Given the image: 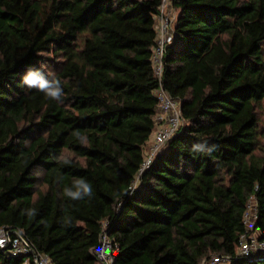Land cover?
Instances as JSON below:
<instances>
[{
    "label": "trees",
    "instance_id": "trees-1",
    "mask_svg": "<svg viewBox=\"0 0 264 264\" xmlns=\"http://www.w3.org/2000/svg\"><path fill=\"white\" fill-rule=\"evenodd\" d=\"M160 3L0 0V227L53 264H98L103 221L114 264H264L238 255L251 199L264 240V0H171L160 82L183 124L138 177L156 129ZM29 70L58 79L62 102L22 85ZM81 178L92 195H64ZM23 261L0 249V264Z\"/></svg>",
    "mask_w": 264,
    "mask_h": 264
},
{
    "label": "built area",
    "instance_id": "built-area-1",
    "mask_svg": "<svg viewBox=\"0 0 264 264\" xmlns=\"http://www.w3.org/2000/svg\"><path fill=\"white\" fill-rule=\"evenodd\" d=\"M171 0H161L158 6V14L155 17V46L152 53V64L159 87L154 95L158 101L155 114L156 129L153 132L148 146L147 154L139 169L138 177L146 170L162 147L172 139L180 130L183 119L179 110V102L169 96L162 88L161 77L163 71V58L166 46L173 40V19L175 14L170 6ZM173 12V13H172ZM137 177V178H138ZM135 182L131 189L136 186ZM257 219L255 202L251 199L247 204L243 215L244 231L240 235L238 255L248 256L251 253L264 252V240L254 232ZM100 245L95 251L98 264H114L119 251L118 243L110 238L107 231V223L101 224ZM0 249L7 250L13 258H23V264H53L51 259L44 253L39 252L34 244L24 235L22 230L11 227H0ZM230 258L223 255H214L203 264H229Z\"/></svg>",
    "mask_w": 264,
    "mask_h": 264
},
{
    "label": "clouds",
    "instance_id": "clouds-1",
    "mask_svg": "<svg viewBox=\"0 0 264 264\" xmlns=\"http://www.w3.org/2000/svg\"><path fill=\"white\" fill-rule=\"evenodd\" d=\"M22 85L29 89H36L42 92L48 99L57 102H62L64 92L61 86V82L58 79H47L39 72L29 70L21 80ZM209 149L206 148L204 143H200L193 146V151L205 152ZM64 164L70 163L69 160L64 159ZM64 195L72 200H80L84 197H90L92 195V186L89 182L84 179H77L74 181L71 188L64 189ZM35 210L29 209L28 215H34ZM97 251L104 252V249H98Z\"/></svg>",
    "mask_w": 264,
    "mask_h": 264
},
{
    "label": "rangeland",
    "instance_id": "rangeland-1",
    "mask_svg": "<svg viewBox=\"0 0 264 264\" xmlns=\"http://www.w3.org/2000/svg\"><path fill=\"white\" fill-rule=\"evenodd\" d=\"M174 14H175V12H174ZM173 22H174V19H173ZM259 118H260V127L264 128V100H263V103H262L261 111L259 113Z\"/></svg>",
    "mask_w": 264,
    "mask_h": 264
}]
</instances>
